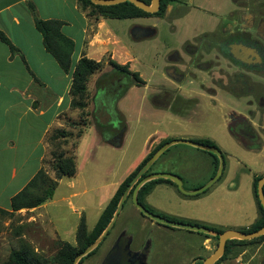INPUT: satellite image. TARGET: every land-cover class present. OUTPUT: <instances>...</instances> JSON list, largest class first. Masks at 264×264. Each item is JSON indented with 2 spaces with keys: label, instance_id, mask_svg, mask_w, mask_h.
Instances as JSON below:
<instances>
[{
  "label": "rangeland",
  "instance_id": "obj_1",
  "mask_svg": "<svg viewBox=\"0 0 264 264\" xmlns=\"http://www.w3.org/2000/svg\"><path fill=\"white\" fill-rule=\"evenodd\" d=\"M185 2H170L162 15L140 19L110 18L108 26H97L96 47L107 49L101 60H97L102 61V68L89 80L86 107L81 109L79 119L72 123L75 125L73 136L61 138L57 146L52 144L51 154L44 164L48 173L53 174L52 151L64 150L74 155L76 134L85 131L75 152L79 174L77 178L63 177L58 182L54 199L68 198L59 202L58 207L49 205L34 213L24 209L6 212L0 208V264L5 263L13 249L24 244L32 246L48 264H55L51 259L61 241L77 243L79 218L72 205L80 209V213L84 211L87 227L92 230L119 183L141 160L149 141L166 134L172 136L170 141L201 137L216 143L224 157L223 175L216 185L225 179L232 165L236 172L245 165L248 168L246 173L249 170L264 173V128L261 124L264 106L259 103L264 91L261 92L260 85L251 80L263 79L248 73L251 77L248 85L253 89L249 91L246 85L242 86L245 69L222 50V43L231 39L232 34L227 29L219 31L229 24L228 12L234 11L240 16L250 8L259 14L264 11V0L257 3L256 0ZM84 10L93 22L107 17L92 14L90 8ZM138 24L145 28H138ZM111 61L125 62L121 65L128 63L130 70L139 73L144 80L140 85H131L117 103V109L122 111L120 118L126 125L124 140L118 146H113L110 141H100L95 126H91L97 125L107 131L108 126L97 123L95 98L97 80L113 69ZM158 111H175L180 117L161 115ZM239 129L256 138L243 137ZM114 132L107 134L109 139ZM259 144L262 145L258 147ZM189 147L191 145L184 142L171 143L150 166L151 170L177 174L184 180V186L202 181L206 184L211 179L208 180L213 165L208 163L207 156L197 154ZM238 160L243 161L242 166L236 164ZM71 182H74L73 188L68 187ZM74 191L78 195L69 197ZM240 191L253 195L252 186L246 179L242 180ZM158 198L161 196L152 195L153 201ZM32 216H36V221H32ZM125 217L132 222L128 233L135 226L142 229L141 240L147 243V264H191L193 258L202 260L209 253L202 232L156 224L137 211L130 196L114 228L109 229V234L101 240L95 252L87 253L80 264H101L115 239L119 222ZM217 243L215 240V248ZM163 245H168L170 254L163 251ZM253 250L251 247L245 261ZM232 254L234 250L221 264H237ZM260 254L264 256V250ZM184 260L188 262L183 263ZM251 264H259V256Z\"/></svg>",
  "mask_w": 264,
  "mask_h": 264
},
{
  "label": "crops",
  "instance_id": "obj_2",
  "mask_svg": "<svg viewBox=\"0 0 264 264\" xmlns=\"http://www.w3.org/2000/svg\"><path fill=\"white\" fill-rule=\"evenodd\" d=\"M29 1L35 5L36 14L39 17L64 21L62 31L75 43L70 72L64 71L53 55L46 50L42 34L36 28L35 14L29 7ZM140 18L145 17L128 19ZM109 19L110 17H106L93 22L78 0H0V30L6 34L17 48L16 51H12L9 45L0 39V208L15 212L11 209L12 197L20 192L40 169L44 168V164L51 154V145L60 142V139L55 142L50 140L55 129L64 128L70 132V136H73L72 132L75 130V125L73 126L72 123L79 119L81 113V109L73 107L71 103L73 70L75 64L83 55L95 60H101L107 49L101 50L96 47V29L97 26L100 27L102 24L108 26L107 22ZM136 26L145 28L141 24ZM93 33L95 34L93 35ZM120 63L124 64L125 62L120 61ZM120 101L121 99L118 100V104ZM158 112L165 116L180 117L175 111ZM97 123L107 126L106 124H101L98 120ZM91 126H95L100 141L110 143L109 135L105 137L103 135L104 130L99 129L97 125ZM125 131L126 125L123 127L121 143L124 140ZM84 134L85 131L80 132V136L76 134L77 141L72 152L74 155L81 144ZM170 138L172 136L166 134L160 139L149 141L139 163L163 139L171 140ZM112 145L115 146L114 144ZM189 148L197 154L204 157L207 156L209 159L208 163H212L214 171L216 160L213 155L207 150L194 145ZM164 153L165 151L162 154ZM236 164L242 166L243 161L238 160ZM235 170L236 168L232 165L221 183L216 185L223 173L211 187L198 195L180 192L178 187L168 182L155 183L149 192L145 194L144 202L159 214L193 221H188V223L208 224L224 228V230L249 228L260 218V210L253 189L254 178L255 176L264 175V173L259 174L251 170L246 173L245 171H248V168L245 165L240 167V169L237 168L238 172ZM52 173H49V175L54 177V172ZM78 174L77 170L74 175L76 176L75 178H77ZM211 177L212 174L208 180ZM243 179H246V182L251 184L253 195L250 192L241 193L240 185ZM61 180L62 178L58 182L60 183ZM182 181L184 180L182 179ZM204 183L202 181L191 186H184L183 182V186L187 190H194ZM73 186L74 182L68 184L69 188H73ZM153 194L159 195L161 198L153 201ZM77 195L78 192L74 191L69 194V197ZM67 199V197H61L60 200H55L52 197L37 207L23 209L34 213L37 210L45 209L49 205L58 207L60 205L59 202ZM72 208V210H75L74 212L78 213L79 221L82 215L86 218L84 211L80 213L81 210L75 209L73 205ZM81 208L83 209L84 207L82 206ZM137 211L139 210L137 209ZM32 218V221L37 219L36 216H32ZM48 219L52 224L49 216ZM151 221L153 220L151 219ZM141 230L140 226H135L130 232L135 239L134 248L143 241L141 240ZM202 233L205 235L204 243H206L209 251L207 256H209L215 250L214 242L216 238L214 234ZM167 246L163 245L162 249L168 255L170 250ZM251 247L254 250L245 261L244 257L250 252ZM232 250H234L232 255L235 256L237 264H251L257 256H259V264H261L264 256L260 253L261 250H264V242L250 243L248 245L237 244L232 247ZM199 261L197 258H193L191 264ZM221 261L218 264H221ZM184 262H188V260H184Z\"/></svg>",
  "mask_w": 264,
  "mask_h": 264
},
{
  "label": "trees",
  "instance_id": "obj_3",
  "mask_svg": "<svg viewBox=\"0 0 264 264\" xmlns=\"http://www.w3.org/2000/svg\"><path fill=\"white\" fill-rule=\"evenodd\" d=\"M78 1L83 9L90 8L92 14L107 16L110 18L127 19V18H135V17H147L152 15H162L165 12L168 3L171 0H161V7L159 11L155 13L147 12L129 1H125L115 5H98L93 3L91 0H78ZM144 1L146 3L151 2V0H144ZM28 4L32 12H34L35 14V25L37 30L42 34L43 44L46 50L53 55V57L56 59V61L64 71L70 72L72 69V54L75 50V43L70 37L65 35L62 31L64 21L59 19H43L36 14V7L33 4V2L29 1ZM0 39L6 44H8L9 47L12 49V51L17 50V48L12 44L10 39L1 30H0ZM111 64L113 69L110 72H106L103 75H101L97 80L96 85L98 89H102L104 82H106L115 75H117L120 78L121 77L126 78L127 82L125 84V87L118 94L116 100L120 99L127 92V90L130 88L131 85L133 84L140 85L144 83V80L141 78L139 73L130 70L128 63L125 65H121L118 64L116 61H111ZM101 68H102V61H97L95 59L87 57L86 55H83L77 61V63L75 64V68L73 70V84L71 87V96H72L71 103L73 107L80 109H84V107H86V103H87L86 99L89 96V88H88L89 80L91 76ZM116 114L120 117L119 111H116ZM124 125H125L124 122L120 118L119 125L113 127L115 130L114 133L123 129ZM103 135L104 137L108 136L106 130L103 131ZM68 136H70V132L68 130L64 128H57L53 131L50 140L52 142H55L56 140L61 138L66 139L68 138ZM78 136H80V133L78 134ZM168 141L170 140L166 139L165 141L161 142L158 146H156L154 149H152V151L144 157V159L137 165V167H135V169L120 183L114 195L112 196V198L110 199V201L108 202L102 213L100 214L92 230L88 229L85 216L82 215L80 217V221L76 230L77 231L76 245L67 241H61L55 255L51 259L53 263L74 264L77 256L80 253L85 251L90 245L94 244L97 240H99L102 237V235L104 234L105 230L107 229L108 225L110 224L115 214V211L118 207V204L122 198L124 191L130 185L132 179L136 176V174L140 171V169L147 163V161L156 153V151L159 150ZM195 141H198L204 145L217 147L214 141L207 138L195 139ZM57 145H59V142L56 144V146ZM260 145L261 144H259L258 147H260ZM208 152L211 155H213L216 160L214 171L212 173V177H213L219 168V158L214 153L210 151ZM156 161L152 165H154ZM51 167H52V171L54 172V177H51L48 171L45 168H42L37 172V174L33 177V179H31L29 183L20 192H18L15 196L12 197L11 209L13 211L21 210L23 208H34L45 203L47 200L53 197L55 189L58 186L59 179L63 177H72L77 172L75 156L64 150L54 149L52 151ZM151 172L153 171L151 170V167H149V169L142 175V177ZM262 176L263 175L255 176L253 182L254 194L260 210V218L249 228H245L242 231H246V232L255 231L264 225V209L262 208V205L257 195L258 180ZM158 182H168L178 187L170 179L155 178L146 181L139 188L137 193V198L139 203L154 213L157 212H155L153 209L149 208L145 204L144 196L146 193L149 192L152 186ZM134 187L135 184L132 185L129 191V196L125 201V203L130 199V196L132 201V193ZM3 210L9 212L5 209ZM159 215L175 221L188 222L186 220L179 219L173 216H168L163 214H159ZM199 225L204 226L208 228L210 231H212L214 233V237L216 238V240H218V235L224 231V229L213 225H208V224H199ZM105 236L103 238H105ZM101 240L99 241L97 246L94 249H92L88 254L95 252V249L98 248L99 244L101 243ZM262 242H264V235L250 240L229 239L226 244L225 253L214 264H218L221 260L225 259L227 255L231 253L232 247L234 245L237 244L248 245L250 243H262ZM81 261L82 258L79 259L76 264H80ZM4 264H48V263L45 259H43L38 255V253L34 250L32 246H30L29 244H24L19 249H13L10 252ZM196 264H203V262H198Z\"/></svg>",
  "mask_w": 264,
  "mask_h": 264
},
{
  "label": "water",
  "instance_id": "obj_4",
  "mask_svg": "<svg viewBox=\"0 0 264 264\" xmlns=\"http://www.w3.org/2000/svg\"><path fill=\"white\" fill-rule=\"evenodd\" d=\"M91 1L95 4H98V5H115V4L125 2V1H129V2L133 3L134 5H136L137 7L141 8L147 12H150V13L157 12L161 6V0H151L150 3H146L144 0H91ZM230 53H231V56L235 60L241 61L243 63L250 64L253 61H257V62L261 61V56H260L257 48L250 46L248 44L241 43V42L236 43V44H232ZM98 103L101 105L102 109L105 108V104L103 103L101 98L98 99ZM98 113L100 116L99 122L103 125L108 124L110 119H111V114L108 111H99ZM122 132H123V129L120 132L119 136L113 137L109 141L116 146L120 145ZM175 142H184V143H187L190 145H194V146L203 148L207 151H210V152H212L218 156L219 168H218L216 174L213 177H211V179L206 184H204V185H202V186H200L194 190H187L184 188L183 181H182L180 176H178L177 174L171 173V172H167V171L151 172V173H148L147 175L142 177V175L149 169V167L165 151L166 147L169 146L171 143H175ZM223 170H224V157H223V154L218 147L204 145V144H202L198 141H195V140H172V141L165 143L159 150L156 151V153L147 161V163L140 169V171L132 179L130 185L124 191L122 198L118 204V207L115 211V214H114L110 224L108 225L107 229L105 230L104 234L102 235V237L99 240H97L94 244L90 245L85 251L80 253L77 256L74 264H76L77 261L82 256L89 253L92 250V247H94V245L96 246L99 243V241L101 239H103V237L108 233L109 229L112 228V226L114 225L115 221L117 220V218L119 216V213L121 212V210L124 206L125 201L127 200V197L129 195V191H130L133 184H135V187H134V190L132 193V201H133L134 206L143 215L147 216L148 218L152 219L155 222L162 223L165 225H169L172 227H179V228H184V229H188L191 231H198V232H204L207 234H214L212 231H210L208 228H206L204 226L194 224V223L171 220V219H168L164 216H161L159 214H156V213L148 210L146 207H144L142 204L139 203L138 198H137V193H138L139 188L146 181H149V180L155 179V178H167V179L172 180L178 186L180 191H182L183 193L189 194V195H196V194L204 192L206 189L211 187L220 178V176L223 173ZM257 195H258V198H259L260 203L262 205V208L264 209V175L258 180ZM262 235H264V225L261 228L255 230V231H250V232L242 231L239 229H226L218 235L217 247L215 248V250L213 251L212 254H210L209 256H207L204 259L203 264H214L218 259H220L222 257V255L225 253L226 244H227V241L229 239L250 240V239L262 236Z\"/></svg>",
  "mask_w": 264,
  "mask_h": 264
},
{
  "label": "flooded vegetation",
  "instance_id": "obj_5",
  "mask_svg": "<svg viewBox=\"0 0 264 264\" xmlns=\"http://www.w3.org/2000/svg\"><path fill=\"white\" fill-rule=\"evenodd\" d=\"M183 1L185 2V0ZM257 1L260 2V0H256V3ZM170 2L177 3L180 2V0H171ZM263 12H260L258 14L256 13L255 9L251 11L250 8H248V11L240 13V16H236L234 11L228 12L230 15V17L227 18L229 24L227 26H223V28L219 30L221 31L222 29H227L232 34L231 39H229L228 41L225 40V42L222 43V50L224 53H227L233 61H235L238 65H240V67L245 69L246 75L243 76L241 84L242 86L246 85L249 91L253 89V86L248 85V81L251 78L248 75V73L263 79L261 81H257L254 79L251 80L257 82L258 85H260L261 92L264 91V13ZM226 16L228 15H225V17ZM256 18H259V20L257 21ZM253 31L255 37L254 35H252ZM240 42L257 48L261 56V61L259 62L253 61L252 63L248 64L235 60L230 53L231 45ZM126 82H127L126 78H122V77L120 78L117 75H115L106 82H104L102 89L97 88V94L95 98L96 110H97L96 115L99 121L100 118L98 113L99 111H109V113L111 114V119L109 123L106 124L109 127V128L107 127L106 132L109 135L112 131H114L113 127L119 125L120 123V117L115 112V111H119L118 109H116L119 99L118 100L116 99L118 97V94L124 89ZM99 98H101L103 103L105 104L104 109H102L101 105L98 103ZM259 103L262 106H264V95L260 97ZM261 124H262V128H264L263 127L264 110L261 112ZM108 129L109 130L111 129L112 131L109 132ZM239 130L242 133L243 137L250 136L251 140L256 138L255 135L246 132V130L244 129H239ZM121 131L122 129L116 133H113V136L114 137L119 136ZM130 223L132 222L129 217H125L121 220V222H119L118 229L116 230L115 239L112 242V245L110 246L101 264H147V253H148L146 247L147 243L145 241L144 242L142 241L141 243L138 244V246L134 248V241H135L134 236L133 234L128 233V228ZM115 224L116 221L111 229L114 228ZM84 257L85 255L82 256L81 258L83 259ZM203 260L204 258H202V260L200 261L203 262ZM261 264H264V257L261 261Z\"/></svg>",
  "mask_w": 264,
  "mask_h": 264
}]
</instances>
